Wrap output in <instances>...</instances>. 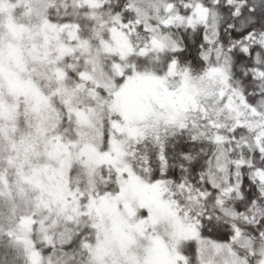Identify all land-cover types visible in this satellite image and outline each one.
Here are the masks:
<instances>
[{
	"label": "snow or ice",
	"instance_id": "obj_1",
	"mask_svg": "<svg viewBox=\"0 0 264 264\" xmlns=\"http://www.w3.org/2000/svg\"><path fill=\"white\" fill-rule=\"evenodd\" d=\"M0 264H264V0H0Z\"/></svg>",
	"mask_w": 264,
	"mask_h": 264
}]
</instances>
